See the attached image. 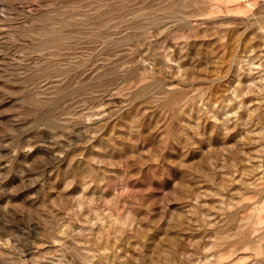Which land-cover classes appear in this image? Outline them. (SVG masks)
Wrapping results in <instances>:
<instances>
[{
    "label": "rangeland",
    "instance_id": "374dc122",
    "mask_svg": "<svg viewBox=\"0 0 264 264\" xmlns=\"http://www.w3.org/2000/svg\"><path fill=\"white\" fill-rule=\"evenodd\" d=\"M0 264H264V0H0Z\"/></svg>",
    "mask_w": 264,
    "mask_h": 264
},
{
    "label": "bare ground",
    "instance_id": "6f19581e",
    "mask_svg": "<svg viewBox=\"0 0 264 264\" xmlns=\"http://www.w3.org/2000/svg\"><path fill=\"white\" fill-rule=\"evenodd\" d=\"M69 11L68 10H65V11L60 10V13L59 14H67ZM69 23L70 22H67L64 19L63 21H60V28H57L56 26H53L52 27L50 25H49V27H45V30L47 31V33L45 34V36H48L49 39L48 38H45L44 40L45 41L47 40V41L52 42V44L54 46H56V47L63 48L64 46H67V44L70 42L69 39H70V35H71V30L72 29H70V31L67 32L65 30V27H67L69 25Z\"/></svg>",
    "mask_w": 264,
    "mask_h": 264
}]
</instances>
